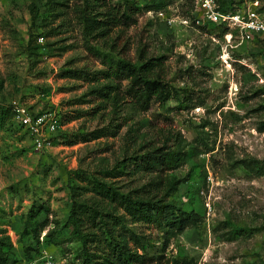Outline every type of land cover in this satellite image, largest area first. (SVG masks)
Segmentation results:
<instances>
[{
	"label": "rangeland",
	"instance_id": "374dc122",
	"mask_svg": "<svg viewBox=\"0 0 264 264\" xmlns=\"http://www.w3.org/2000/svg\"><path fill=\"white\" fill-rule=\"evenodd\" d=\"M214 2L264 18V0ZM84 6L104 25L87 31ZM197 15L196 0H0V107L23 102L57 118L52 145L40 149L14 120L0 129V264H44L43 257L116 264L120 244L139 264L264 262V173L253 174L264 161V32L247 37L197 23ZM150 56H161L154 72L168 83L164 101L141 104L128 78L99 76L118 59ZM73 68L98 78L63 74ZM102 84H109L105 96L89 92ZM93 130L101 132L89 136ZM177 143L185 156L175 165L143 170L131 162ZM115 168L122 172L106 173ZM93 180L201 219L166 232L129 214L112 188ZM74 201L91 240L66 224ZM33 203L42 208L38 238L28 216Z\"/></svg>",
	"mask_w": 264,
	"mask_h": 264
},
{
	"label": "trees",
	"instance_id": "16d2710c",
	"mask_svg": "<svg viewBox=\"0 0 264 264\" xmlns=\"http://www.w3.org/2000/svg\"><path fill=\"white\" fill-rule=\"evenodd\" d=\"M218 8L223 11H234V8H229L225 5L224 2L218 5ZM84 6L82 12V18L84 22V27L87 31H92L97 26H103L105 21L95 17V14ZM121 16L124 18L129 17L128 13L124 10L121 11ZM222 26H225L221 24ZM161 56L157 57H146L140 59L139 63L131 62L125 59H118L117 62L108 69V71H100L102 73L99 76H104V74H114L122 75L125 78H128L130 81V89L133 90V93L136 95V99L139 103L144 104L150 97H153L156 100L164 101L169 95L168 83L164 78H161L158 73L154 72L156 66L160 65ZM63 74L69 75L75 78H85L87 80L97 79L98 75L96 72L89 70H83L79 68H73L65 71ZM109 84H102L100 86H94L89 89V92L96 94L97 96H105L107 94V88ZM13 120V109L10 106L0 107V129L5 127L8 121ZM258 129L264 130V117L258 123ZM100 130H93L89 136L95 137L98 136ZM181 139H179V142ZM185 151L181 149V144L177 143L174 148L169 147H156L148 152L141 154L139 156L133 157L131 162L134 164V168H139L143 170H154L162 166H172L177 164L179 160L184 158ZM116 170V171H115ZM123 170V169H122ZM117 172H122L119 169H111L106 171L110 175L115 176ZM264 173V161L262 164L255 165L253 168L254 175H260ZM173 178V177H171ZM94 185L97 187H105V190H110L112 187L110 185H105V183H100L99 180H93ZM174 179H169L170 187L176 188ZM100 187V188H101ZM112 198L118 200L123 208L129 212L132 216L135 214L140 215L142 220L154 224L160 228H164L166 232L173 233L174 231H179L185 227L199 222L201 219L200 215L193 210H186L181 208L178 204L170 201H160L158 199L151 198H142L138 195L133 197L129 194L118 193L114 188L109 193ZM82 206V203H77L74 201L70 208V213L68 215L67 225L71 226L74 233L80 234L83 241L91 240L88 239V234L90 232L82 233L80 227V214L79 210ZM79 207V208H77ZM42 210L40 206L35 207L34 203L31 204L28 216L29 220L34 223V226L31 227L32 234L38 238L39 229L36 220V215ZM136 215V216H137ZM44 222L39 223L40 226ZM165 242L168 239V236L165 235ZM37 242L38 239H37ZM118 244V243H117ZM165 244V243H164ZM37 249L36 245L34 247ZM26 256L29 257V252L27 251ZM116 264H139L143 261L138 254L131 255L127 249L123 248L122 244L119 245V248L116 251ZM189 264V261L185 258H182L180 261L174 260L175 264ZM83 264H88V259H83ZM252 264H264L263 261H254Z\"/></svg>",
	"mask_w": 264,
	"mask_h": 264
},
{
	"label": "built area",
	"instance_id": "2783aa9c",
	"mask_svg": "<svg viewBox=\"0 0 264 264\" xmlns=\"http://www.w3.org/2000/svg\"><path fill=\"white\" fill-rule=\"evenodd\" d=\"M198 15L196 22L206 20L238 29L247 37L252 32H264V18L254 11L246 15L239 11H223L214 0H196ZM13 120L21 126L30 137L35 149L52 145L51 134L56 129L57 118L48 112H34L23 102L13 107ZM44 264H53L48 257H43Z\"/></svg>",
	"mask_w": 264,
	"mask_h": 264
}]
</instances>
